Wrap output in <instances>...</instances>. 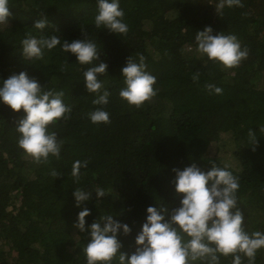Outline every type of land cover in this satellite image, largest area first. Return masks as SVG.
<instances>
[{"label":"trees","instance_id":"16d2710c","mask_svg":"<svg viewBox=\"0 0 264 264\" xmlns=\"http://www.w3.org/2000/svg\"><path fill=\"white\" fill-rule=\"evenodd\" d=\"M222 2L120 0L128 32L117 36L95 27L96 0H9V22L0 25V78L26 71L44 90L62 91L70 112L48 125L61 144L59 156L38 163L17 144L16 122L22 113L0 104L1 264H86L88 234L74 227L81 210L74 206L76 188L92 193L82 205L91 210L86 224L109 214L132 226L130 235L120 237L122 251H132L145 208L178 203L169 183L171 170L193 162L207 169L214 161L236 175L242 227L249 234L264 232V0H241V6L225 5L218 12ZM42 17L50 24L35 29ZM205 26L234 34L247 48V58L225 68L201 56L195 33ZM26 35L94 42L101 51L99 61L108 65V72L98 76L110 93L108 103H92L95 95L83 84L89 65L75 62L59 45L46 50L41 60L24 58L20 42ZM129 56L137 61L143 56L155 77L156 95L140 107L119 96L124 86L120 69ZM207 84L222 91L216 94ZM100 107L109 113L107 124L88 118ZM220 117L227 126L209 144L200 132ZM250 130L257 136L255 146L249 142ZM75 161L87 162L79 177L71 174ZM158 177L169 183L166 189L153 187ZM98 188L105 191L99 199ZM232 260L231 254L219 256V264ZM112 264H119L118 259ZM253 264H264V248L257 250Z\"/></svg>","mask_w":264,"mask_h":264},{"label":"clouds","instance_id":"9594fccd","mask_svg":"<svg viewBox=\"0 0 264 264\" xmlns=\"http://www.w3.org/2000/svg\"><path fill=\"white\" fill-rule=\"evenodd\" d=\"M225 5L241 6V0H223L217 11ZM9 16V0H0V25L8 24ZM48 24V20L42 17L34 22L33 27L43 30ZM94 24L96 28L106 29L117 36L126 34L128 25L124 21L120 0H96ZM195 42L196 51L201 56L225 68L237 67L248 55L247 48L241 47L234 34L214 33L211 26L197 30ZM20 43L21 55L28 60H41L46 50L59 45L62 52L75 57V62L89 65L83 73L84 88L95 95L94 105L108 103L110 93L98 78L108 72V65L99 61L101 51L94 42L68 40L59 35H26ZM146 69L143 56H139L138 61L129 56L120 69L124 86L119 96L129 105L140 107L156 95L153 88L155 77ZM197 79L198 75H194L193 80ZM205 87L216 94L222 91L213 84ZM63 95L62 91L44 90V85L26 71L0 78V104L13 113H22L16 122L19 133L17 144L38 163L60 154L61 144L57 134L49 131L48 125L70 112L63 102ZM88 118L95 124H107L109 113L100 107L88 113ZM256 137L250 130L251 146L256 145ZM86 163L75 161L71 168L72 176L79 177L80 168ZM209 165L203 169L193 162L182 169L171 170L173 175L169 183L179 197L178 203L172 207L154 203L145 208L143 222L133 238V250L130 252L122 251L120 237L130 235L132 226L109 214L95 217L86 224L85 218L91 210L82 205L92 199V193L82 188L74 189V206L81 209L76 215L74 227L88 234L83 248L86 264H112L114 258L119 264H193L196 261L219 264V256L229 254L233 257L232 264H242L241 254L248 259V264H253L257 250L264 248V232L249 234L242 227L244 214L236 195L239 178L226 167L215 166L214 161H210ZM52 175L57 176L58 173L53 172ZM104 196V189L95 190L97 199Z\"/></svg>","mask_w":264,"mask_h":264},{"label":"rangeland","instance_id":"374dc122","mask_svg":"<svg viewBox=\"0 0 264 264\" xmlns=\"http://www.w3.org/2000/svg\"><path fill=\"white\" fill-rule=\"evenodd\" d=\"M187 48L189 49V47H187ZM88 67L89 66H87V68ZM226 126H227V124L224 122L223 118H221V117L215 118V119H213V122L210 125V127H207L206 129H203L200 132V136L204 140L209 141V144L210 143L212 144L213 138L215 137V134L218 131V129H225ZM152 185L155 189L164 190L169 185V183L166 182L163 178L158 177L152 181ZM243 222H244V220H243Z\"/></svg>","mask_w":264,"mask_h":264}]
</instances>
